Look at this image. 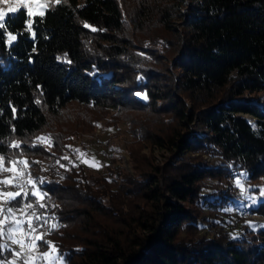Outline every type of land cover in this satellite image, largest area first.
Wrapping results in <instances>:
<instances>
[{
  "label": "trees",
  "instance_id": "obj_1",
  "mask_svg": "<svg viewBox=\"0 0 264 264\" xmlns=\"http://www.w3.org/2000/svg\"><path fill=\"white\" fill-rule=\"evenodd\" d=\"M22 12L0 29V155L44 181L34 207L67 264H264V0H67L43 17ZM120 125L131 172L76 162L84 134ZM241 174L263 220L233 238L218 224Z\"/></svg>",
  "mask_w": 264,
  "mask_h": 264
},
{
  "label": "snow or ice",
  "instance_id": "obj_2",
  "mask_svg": "<svg viewBox=\"0 0 264 264\" xmlns=\"http://www.w3.org/2000/svg\"><path fill=\"white\" fill-rule=\"evenodd\" d=\"M61 3H67V0H38V2L37 0H0V4L8 5L6 9L0 8V29L7 32L9 24L13 20L19 19L20 15H23L22 10H26L27 17H33L34 15L43 17L49 5H60ZM33 27L34 21L27 19L25 31L32 33L33 38H35ZM84 27L88 28L90 25L85 23ZM91 30L93 32L97 31L94 27ZM0 36H2V33H0ZM16 38L15 34L8 32L9 44L15 41ZM38 140L42 143L51 144L50 137H39ZM0 143H4V141L0 140ZM8 146L18 149L20 143L13 140L9 142ZM75 151L79 152V149ZM80 155L84 156L85 154L80 153ZM83 162L88 163L87 160ZM9 163L12 165L11 167L5 166V157L0 155V173H13L12 177L0 179V186H11L18 190L4 191L3 188H0V240L10 241L11 244L19 246L20 251L11 249L8 243H0V253L3 251L10 252L13 259L8 261V264H17L18 259L22 260L23 264H67L58 248L51 241L43 239L44 235H50L51 233H39V229L48 222L42 214L37 213L34 207L38 201L45 199L47 196V193L38 188V184H42L44 181L32 179L30 173L25 171L29 167L28 161L13 159ZM19 164L23 165V169L17 167ZM89 166L96 165L89 164ZM243 176L244 174H241V179L236 180V186L240 188L241 195H244L246 191L242 184ZM28 185H31V191L26 190ZM261 194L264 195V190H261ZM29 197L36 199L28 202ZM38 206L41 209L46 207L44 203H39ZM17 213L20 215L18 216ZM56 227L55 224L52 225L53 229ZM45 247L49 250L43 251L39 255L32 254ZM0 264H5V260L0 259Z\"/></svg>",
  "mask_w": 264,
  "mask_h": 264
},
{
  "label": "rangeland",
  "instance_id": "obj_3",
  "mask_svg": "<svg viewBox=\"0 0 264 264\" xmlns=\"http://www.w3.org/2000/svg\"><path fill=\"white\" fill-rule=\"evenodd\" d=\"M38 2V0H37ZM8 5L6 4H0V8L6 9ZM12 15V14H9ZM247 121L253 125L255 122L252 117H245ZM197 125V121L195 122ZM254 126V125H253ZM198 135L203 136L207 133L206 130H202L198 126H196L193 129ZM131 139L126 133V127L124 125H120L118 129H107V128H96L93 132L90 134H84L80 139H79V146H80V153H84V156H81L80 153L77 156L76 162L82 165L89 173L94 174V175H99L102 172V167L105 164L113 166V167H120L124 168L127 171L131 172L130 164H129V157L126 153V149L130 143ZM143 152L147 153H152L157 160L161 161L166 158H169V154L165 152L163 149L159 148H153L152 150H149L148 148L144 149ZM172 159V157H171ZM205 159L208 161L209 164H216V160H211L208 157H205ZM87 160L88 163H84L83 161ZM89 164H93L96 166H89ZM12 166V165H11ZM10 166V167H11ZM18 168L23 169V165L19 164L17 165ZM26 171V169H25ZM13 173L11 172H4L0 173V179L4 178H9L12 177ZM241 179V176L237 177L233 185H235L237 189V203L236 204H231L232 207H229V212L225 216H221L224 220V222H219V229L221 231L229 233V235L233 238H236L240 231H241V226L242 224L245 223V225H253L254 228H258V222L262 221L263 218L259 215L252 214L250 210L256 205V194L255 193H250L247 185H248V180L246 179V174L242 178V184L244 189L246 190L244 195H241V190L236 186V180ZM264 185V184H263ZM217 186V184H212V187ZM29 185L27 186L28 189ZM225 184H219L217 186L218 188H225ZM256 187V185H255ZM257 187H259L257 185ZM262 187V186H260ZM0 188H3L4 191H16L18 189L13 188L11 186H0ZM251 189H254V186L250 187ZM26 189V190H27ZM211 189L206 188L204 193H209ZM42 201V200H41ZM247 209L248 212V217L243 218L239 217L238 213L243 210ZM19 216L20 214L17 213ZM241 218L242 220H240ZM258 221L256 223V221ZM244 222V223H243ZM255 222V223H254ZM26 227V226H25ZM49 230V226L44 225L42 228L39 229V233H46ZM204 232L202 234L206 235H212L214 230L205 227L203 229ZM47 235V234H46ZM44 235L43 238L46 236ZM1 243H8L11 249H14L15 251H20L19 246L11 244L10 241L7 240H1ZM49 250V249H47ZM46 250V251H47ZM43 250L39 249L38 252H33V255H39ZM4 256L3 260H5V264H8V261L12 260L13 257L11 256L9 251H3ZM9 253V254H6ZM17 264H23L22 260H17Z\"/></svg>",
  "mask_w": 264,
  "mask_h": 264
},
{
  "label": "built area",
  "instance_id": "obj_4",
  "mask_svg": "<svg viewBox=\"0 0 264 264\" xmlns=\"http://www.w3.org/2000/svg\"><path fill=\"white\" fill-rule=\"evenodd\" d=\"M239 217L247 216V209H243L238 213Z\"/></svg>",
  "mask_w": 264,
  "mask_h": 264
},
{
  "label": "bare ground",
  "instance_id": "obj_5",
  "mask_svg": "<svg viewBox=\"0 0 264 264\" xmlns=\"http://www.w3.org/2000/svg\"><path fill=\"white\" fill-rule=\"evenodd\" d=\"M248 215H249V214H248V212H247V216H244L243 218H246V217H248Z\"/></svg>",
  "mask_w": 264,
  "mask_h": 264
}]
</instances>
